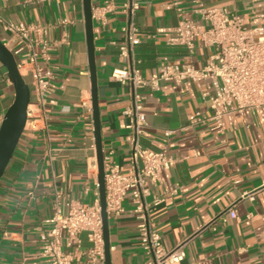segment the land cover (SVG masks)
I'll use <instances>...</instances> for the list:
<instances>
[{
	"label": "crops",
	"instance_id": "crops-1",
	"mask_svg": "<svg viewBox=\"0 0 264 264\" xmlns=\"http://www.w3.org/2000/svg\"><path fill=\"white\" fill-rule=\"evenodd\" d=\"M107 1L92 0V9ZM137 1L140 10L133 22L141 43L132 62L145 77L155 76L163 65H205L213 50L202 43L193 51L167 44L178 25L198 20L203 8L236 12L255 27L264 24V0ZM0 14L46 29L30 37L52 47L49 61L40 59L38 64L44 74L53 73L54 101L45 111L47 127L38 121L37 130H25L0 182V264H48L39 255L41 235L50 229L46 220L57 211L67 214L70 201L93 204L99 193L83 0H0ZM128 23L120 9L104 21L93 17L105 165L115 163L122 172L130 167L132 132L125 111L132 107V97L112 73L127 64L120 45ZM0 39L12 41V49L20 45L1 24ZM35 50L40 53V46ZM25 80L32 91L31 73ZM205 93L204 83L191 81L182 86L163 82L158 90L145 91L148 128L141 144L177 160L155 188L165 202L153 211V220L167 250L186 242L180 264H264V110L224 119L223 133L213 131V123L183 131L191 115L208 110ZM14 97L0 62V127ZM168 131L176 133L167 137ZM230 207L234 218L224 214ZM137 224L130 199L119 217H109L112 264H146Z\"/></svg>",
	"mask_w": 264,
	"mask_h": 264
},
{
	"label": "built area",
	"instance_id": "built-area-1",
	"mask_svg": "<svg viewBox=\"0 0 264 264\" xmlns=\"http://www.w3.org/2000/svg\"><path fill=\"white\" fill-rule=\"evenodd\" d=\"M48 0H29V2ZM108 0L95 10L93 17L103 20L119 9L129 19L123 28V43L120 56L127 61L122 69L113 71L112 78L130 88L132 107L125 111L132 132L130 167L122 172L119 165H105L106 207L108 217H119L124 212V202L130 199L136 214L140 247L146 256V264H180L186 257L183 242L167 250L164 237L153 220V211L165 202L155 193L162 183V175L170 170L177 160L165 151H152L141 144V136L147 133L145 115L147 89L158 90L161 83L182 86L191 81L204 83L205 96L209 98L206 112L197 111L189 118L186 129H195L213 123V131L223 133V121L233 114L246 111L264 110V24L252 26L250 21L236 12L224 9H201L198 20L185 19L174 30L168 40L170 46H183L189 51L197 42L213 50L202 68L191 63L163 65L152 77H145L133 65L132 57L136 46L141 43L139 29L133 18L140 10L137 0ZM3 29L20 43L11 48L7 41L3 44L15 56L19 71L25 78L31 73L32 103L28 109L26 129H38V121L47 127L46 108L54 104L51 97V71L42 72L39 60L49 61L51 45L43 39H31L32 33H46L38 25H25L4 19L0 14ZM62 24H66L63 21ZM40 46V53L35 50ZM25 129V130H26ZM176 132L168 131L170 137ZM230 207L224 214L236 217ZM48 232L41 235L39 255L48 264H105V240L101 212L100 193L93 204L77 201L68 203L67 214L57 211L46 220ZM85 237L88 246H84ZM202 264V263H195Z\"/></svg>",
	"mask_w": 264,
	"mask_h": 264
},
{
	"label": "water",
	"instance_id": "water-1",
	"mask_svg": "<svg viewBox=\"0 0 264 264\" xmlns=\"http://www.w3.org/2000/svg\"><path fill=\"white\" fill-rule=\"evenodd\" d=\"M85 28L87 36L89 66L91 77L92 109L95 128V145L97 150L98 185L103 220L105 240V264H112L111 241L109 232V217L106 207L105 188V156L101 134V120L98 99L97 68L95 59L94 27L92 0H83ZM0 62L8 71L12 81L15 97L7 110L0 127V182L9 167L17 147L26 129L28 109L31 104L32 92L30 86L19 71L18 63L13 53L0 39Z\"/></svg>",
	"mask_w": 264,
	"mask_h": 264
}]
</instances>
